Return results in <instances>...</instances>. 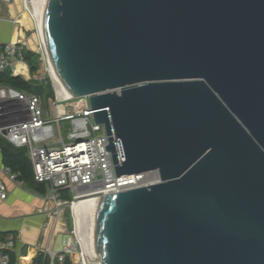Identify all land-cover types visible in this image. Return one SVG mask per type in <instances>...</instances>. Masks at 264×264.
<instances>
[{
    "label": "water",
    "instance_id": "obj_1",
    "mask_svg": "<svg viewBox=\"0 0 264 264\" xmlns=\"http://www.w3.org/2000/svg\"><path fill=\"white\" fill-rule=\"evenodd\" d=\"M50 65L118 176L83 198L100 264H264V0H40ZM114 131V132H113Z\"/></svg>",
    "mask_w": 264,
    "mask_h": 264
},
{
    "label": "built area",
    "instance_id": "obj_2",
    "mask_svg": "<svg viewBox=\"0 0 264 264\" xmlns=\"http://www.w3.org/2000/svg\"><path fill=\"white\" fill-rule=\"evenodd\" d=\"M15 1L0 0V3L12 4ZM18 1L23 14L31 21L38 60L49 75L53 95L0 83V137L27 151L35 179L45 183V198L55 205L53 215L59 217L67 208L70 211L71 227L64 233L62 248L59 251L46 249L43 252L45 260L48 264H64L66 260L70 264H94L86 254L81 224L74 212L75 202L91 193L102 196L158 184L161 182L160 172L155 169L124 176L116 174L113 153L107 149L110 139L106 125L96 122L88 96L73 98L63 93L53 78L43 40L40 0ZM21 28L23 31V26ZM26 50V40L21 36L16 40H0V73L10 71L12 76L27 80L19 68V64H24L27 70L29 68L25 61ZM38 80L43 82L42 78ZM48 83L46 80L45 84ZM75 99H83L85 105L71 106ZM64 129L68 130V141L59 136ZM2 174L17 186H22L23 182L11 167L1 165L0 176ZM6 196L7 187L0 181V197L4 199ZM15 247L14 238L0 246V264H12L11 252Z\"/></svg>",
    "mask_w": 264,
    "mask_h": 264
},
{
    "label": "crops",
    "instance_id": "obj_3",
    "mask_svg": "<svg viewBox=\"0 0 264 264\" xmlns=\"http://www.w3.org/2000/svg\"><path fill=\"white\" fill-rule=\"evenodd\" d=\"M29 21L18 0L12 4L0 3V40H16L21 36L26 40V49L36 52V44L28 36L32 35ZM19 68L23 70V64H19ZM27 72V75L23 73L30 80L27 78L31 74L30 67ZM1 165L5 164L0 153ZM0 181L7 187L6 198L0 197V246L10 238L16 240L12 251L16 256L15 264H32L35 257L46 249L59 251L62 244L59 250L56 249L57 237L69 230L63 219L65 213L54 216V203L45 198V193L35 191L26 182L22 181V186H17L4 174L0 176ZM28 256L31 258L25 262L28 258H24Z\"/></svg>",
    "mask_w": 264,
    "mask_h": 264
},
{
    "label": "trees",
    "instance_id": "obj_4",
    "mask_svg": "<svg viewBox=\"0 0 264 264\" xmlns=\"http://www.w3.org/2000/svg\"><path fill=\"white\" fill-rule=\"evenodd\" d=\"M38 58V53L32 50L25 51V61L28 63L31 73H36L38 69L41 68ZM37 81V79L35 81H30L19 76H12L10 71L0 73V83L39 94L43 93L44 90H47L49 96L53 95L51 84L48 83V85H46L45 82ZM0 153L2 155L3 163L6 166L11 167L12 171L17 174V178L20 181L26 182L37 192H46L45 183L37 181L34 177L32 163L28 159V154L25 149L16 148L0 137ZM64 197H67V195H64ZM11 257L12 264H15L16 256L14 252H11ZM30 258V256L25 257V262H28ZM32 264H48V261L45 260V255L43 253H39ZM64 264H70V261L66 260Z\"/></svg>",
    "mask_w": 264,
    "mask_h": 264
},
{
    "label": "rangeland",
    "instance_id": "obj_5",
    "mask_svg": "<svg viewBox=\"0 0 264 264\" xmlns=\"http://www.w3.org/2000/svg\"><path fill=\"white\" fill-rule=\"evenodd\" d=\"M30 27L32 28V26L30 25ZM31 36V39L33 42H35V37L34 35L32 34H28V36ZM35 52V51H34ZM48 73L46 72V69H45V66L44 65H41V68L38 69V71L36 73H31L30 74V81L33 80L35 81L36 79L38 80L39 78H42L43 79V82H45L46 80L49 82V84H51V81L50 79L48 78ZM39 81V80H38ZM37 81V82H38ZM47 92V90H44V92ZM51 104H52V100H50ZM74 103L71 104V106L75 105L77 108L80 107V106H84L85 105V102L83 101V99H75L73 101ZM80 105V106H79ZM66 128V127H65ZM67 134H68V130L64 129L62 133H59V136L60 137H63L65 141H68L69 139L67 138ZM64 222L69 225L68 226V229H70L71 227V214H70V211L69 209L67 208L65 210V214H64ZM68 232V231H67ZM65 234H60L58 235L57 237V242H56V249H60L61 248V240L63 238Z\"/></svg>",
    "mask_w": 264,
    "mask_h": 264
},
{
    "label": "bare ground",
    "instance_id": "obj_6",
    "mask_svg": "<svg viewBox=\"0 0 264 264\" xmlns=\"http://www.w3.org/2000/svg\"><path fill=\"white\" fill-rule=\"evenodd\" d=\"M30 23L29 24H31V21H29ZM32 26V25H31ZM35 43V42H34ZM51 70H52V75H53V78H54V80H55V82H56V84L58 85V89H61L62 91H63V93H67L66 92V90L64 89V87L61 85V82L59 81V78L57 77V75L55 74V72L53 71V69H52V67H51ZM23 72L27 75L28 74V72H27V67L23 64ZM80 106V105H79ZM92 197H100L99 195H97V194H95V193H91V195L90 196H88V197H85V198H92ZM82 200L83 199H81V200H79V201H76L75 202V205H74V212H75V214H76V217H77V219L79 220V222H80V216H79V213H80V206H81V203H82ZM50 221V220H49ZM55 224V223H54ZM57 224V223H56ZM56 227V226H55ZM60 227V226H59ZM51 233H52V231H51ZM50 233V234H51ZM94 264H100V260H94Z\"/></svg>",
    "mask_w": 264,
    "mask_h": 264
}]
</instances>
